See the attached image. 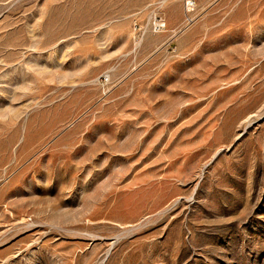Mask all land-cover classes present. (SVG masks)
I'll return each mask as SVG.
<instances>
[{
	"label": "rangeland",
	"instance_id": "rangeland-1",
	"mask_svg": "<svg viewBox=\"0 0 264 264\" xmlns=\"http://www.w3.org/2000/svg\"><path fill=\"white\" fill-rule=\"evenodd\" d=\"M0 264H264V0H0Z\"/></svg>",
	"mask_w": 264,
	"mask_h": 264
}]
</instances>
